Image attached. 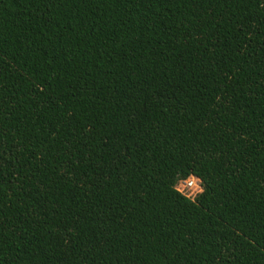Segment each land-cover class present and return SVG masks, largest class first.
Instances as JSON below:
<instances>
[{
    "label": "trees",
    "instance_id": "trees-1",
    "mask_svg": "<svg viewBox=\"0 0 264 264\" xmlns=\"http://www.w3.org/2000/svg\"><path fill=\"white\" fill-rule=\"evenodd\" d=\"M0 264H264V0H0Z\"/></svg>",
    "mask_w": 264,
    "mask_h": 264
},
{
    "label": "built area",
    "instance_id": "built-area-1",
    "mask_svg": "<svg viewBox=\"0 0 264 264\" xmlns=\"http://www.w3.org/2000/svg\"><path fill=\"white\" fill-rule=\"evenodd\" d=\"M174 190L189 200H194L201 192L200 181L194 177H189L186 180L179 181Z\"/></svg>",
    "mask_w": 264,
    "mask_h": 264
}]
</instances>
